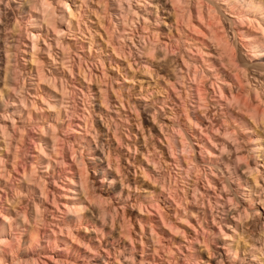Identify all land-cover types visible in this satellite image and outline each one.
<instances>
[{
  "label": "rangeland",
  "instance_id": "obj_1",
  "mask_svg": "<svg viewBox=\"0 0 264 264\" xmlns=\"http://www.w3.org/2000/svg\"><path fill=\"white\" fill-rule=\"evenodd\" d=\"M37 1L0 0V123L10 132L0 150V264H255L229 245L264 243V207L244 183L263 160L250 151L252 114L241 111L246 124L227 119L212 81L226 78L227 94L264 111L251 74L264 71V48L250 52L233 35L262 43L260 13L238 0H207L209 18L194 0H76L72 29L56 22L58 42L52 26L48 37L41 29L35 67ZM225 31L246 64H230L216 39ZM192 38L204 49L191 51ZM52 42L57 65L45 51ZM235 69L241 90L230 86ZM14 95L26 101L22 115H11ZM229 156L239 157L231 177Z\"/></svg>",
  "mask_w": 264,
  "mask_h": 264
},
{
  "label": "bare ground",
  "instance_id": "obj_2",
  "mask_svg": "<svg viewBox=\"0 0 264 264\" xmlns=\"http://www.w3.org/2000/svg\"><path fill=\"white\" fill-rule=\"evenodd\" d=\"M57 2H61L63 3V10H59L61 11V13L59 12H56V8H54V5H52L53 3H51L50 0H39L37 2H35V5L33 4V6L35 7V14L31 16V22H32V31L30 32L31 34V46H29V48L31 47L33 49L32 51V55H31V61L30 64H32V62L34 63L35 62V67H36V63L38 62L37 58H35V54H36V51L38 50V41L39 39H41V34H39L40 32H42V28H44V26H47V37L50 35V26H52L51 28H54L53 31H56L55 33V36L54 37V41L53 42H58V34L62 33L63 32V28H61L60 26H57L58 28H56V24L59 23L62 27H67L68 29H72V17L74 16L75 12H76V9H74V6L76 7L77 6V2L76 0H55ZM68 1L70 3H68ZM173 1V0H171ZM187 1V0H184L183 3ZM192 0H188V2L190 3ZM195 4H193L195 7L198 8L199 10V16L201 17L203 14H209L208 15V18L212 15H210V12L212 11H215L214 9V5L212 3H210L209 1L207 0H194ZM243 2L245 3L243 6H249L251 7V9H255V12H257L258 14L260 13V15L263 17V20H264V0H259L258 3L253 1V0H238V2ZM119 4L120 3H125V2H130L129 0H118L117 1ZM174 3L173 2V6H174ZM180 3H181V0H180ZM223 3H226V2H223ZM122 4H120L119 6H121ZM191 5V3L189 4ZM188 5V6H189ZM172 6V5H171ZM159 6H156V10L158 9ZM192 7V6H191ZM248 7V8H249ZM257 9V10H256ZM227 10V9H226ZM247 13V12H246ZM246 15V14H245ZM244 14L241 15V16H244L246 17ZM261 17V18H262ZM252 20V19H251ZM57 22V23H56ZM264 23V22H263ZM262 24V23H260ZM259 24V25H260ZM208 27V26H207ZM210 27V26H209ZM262 27V25H261ZM50 28V29H51ZM263 30V34H264V28L262 27L261 28ZM225 30V29H224ZM227 31H225V34L222 35V37H216V39H218V42L219 44L223 47L224 49V52L226 54V56L228 57V60L230 62V64L232 65V67L236 68L235 67V64H236V61H240L242 62L243 64H246L243 62V60L241 59V56H240V53L239 51L237 50V43L236 41L235 42H232L230 39H229V34L226 33ZM240 32V31H239ZM237 30H233V35L234 37L236 38H242L241 40H246L245 42H248V44H241V46H243L244 48L243 49H247L249 48L250 49V52H256V49H260V46H263L264 48V40L262 41V43L258 44V41L255 39V37H253V34H244L243 31L239 33ZM243 34V35H242ZM211 38V37H210ZM214 38V37H213ZM43 39V38H42ZM193 39V38H192ZM190 39V40H192ZM46 41V40H45ZM197 40L196 39H193L192 42L189 43V45L191 43L192 46L190 45L189 49H192L193 48H197V50L199 49L200 51L204 48V45H206L204 43V45L202 46H198L196 45V42ZM53 42L52 43H49L46 45V48H45V51H48L50 53V51L52 50V46L53 45ZM46 43V42H45ZM260 45V46H259ZM187 47V48H188ZM207 47V46H205ZM65 48V47H64ZM31 49V50H32ZM198 50V51H199ZM53 51V50H52ZM199 51V52H200ZM205 52V51H204ZM203 52V53H204ZM260 52L262 54H264V49L263 50H260ZM48 53V54H49ZM52 53V52H51ZM50 53V56L49 58H51L53 64L57 65L59 64L58 62V59L53 55H51ZM198 53V52H197ZM254 55H256L255 53H253ZM261 54V55H262ZM64 55V54H63ZM37 57V56H36ZM191 57V56H190ZM189 58V57H188ZM192 58V57H191ZM61 59V58H60ZM182 59V58H181ZM183 60V59H182ZM204 60L203 62L205 63H210L209 60H206V59H202ZM61 63V62H60ZM213 63V62H212ZM38 64V63H37ZM191 64L189 60H183V64L180 65V71L184 70V68L182 66L185 67V69H187L186 72H193L192 75L190 74L189 76H192L193 77V80L195 83H199L200 80L202 78H200L199 76V72L197 71L198 69H195L192 71V67H189ZM208 65V64H207ZM38 66V65H37ZM246 66V65H245ZM33 70H34V67L32 66ZM191 68V69H190ZM37 69V68H36ZM32 70V69H31ZM58 70V69H57ZM191 70V71H190ZM244 72L247 73L248 72V68H244ZM185 71V70H184ZM183 71V72H184ZM235 72V76H231V77H228V79H230L232 82L230 83V86H233L231 88H236V89H239L241 90V88L243 87L242 86V81H241V75H240V71L239 69H235L234 70ZM38 73H40V70L38 71ZM253 73V80L258 82V87L259 85H261L263 88V92H264V71H256V70H253L251 71V74ZM40 75V74H39ZM44 75V74H43ZM41 76H42V73H41ZM215 76H218V79L217 81L214 80V82L212 81V85L214 86L213 87V90L215 88H218L219 89V92H220V95L221 97L223 98V101L224 103H221V107L223 108V111H224V114L225 116L228 118H230L231 120H235V122L237 124L240 123V121H242L241 123H245V120L246 118L244 117L243 113H245L244 111H246V114H249L251 113V124H248V129L246 130H249L252 132V143H253V147L252 149H250L251 152L254 153V157L257 159H262V163L264 165V111H258L257 110V106H254L256 104L252 105L249 104L248 102H246L244 100V98L241 99V92H238L240 93L239 95L237 94H234V91L233 93L231 92V97L229 94L226 93V90L224 87L220 86V84H225V83H229L228 80L224 77L222 78H219V74L215 75ZM214 76V77H215ZM230 76V75H229ZM191 77V78H192ZM41 78V77H40ZM56 80V79H55ZM193 82V83H194ZM251 82V81H249ZM252 84V82H251ZM191 86V85H190ZM193 87L194 86H191L190 87V91L193 90ZM199 87V86H198ZM241 87V88H240ZM230 88V87H229ZM51 89V88H50ZM243 89V88H242ZM256 93L257 95L259 96V91L258 89H256ZM200 91V90H199ZM215 91V90H214ZM201 92V91H200ZM236 92V91H235ZM58 93V92H57ZM250 93V92H249ZM248 93V94H249ZM255 93V91H254ZM262 93V92H261ZM261 95V94H260ZM15 96V95H14ZM55 97V96H54ZM262 97V96H261ZM259 97V98H261ZM16 100H14L13 102V105L11 106H14L13 107V112H11L12 114L11 115H15V116H18V115H22V113H24L23 111L24 110H27L25 109L24 105H26V101L24 98H17L15 96ZM221 98V99H222ZM202 99V98H201ZM13 100V99H12ZM9 105V106H10ZM53 106V105H52ZM35 108V107H34ZM12 109V108H11ZM243 113H242V112ZM241 112V113H240ZM8 113H5L7 116H8ZM5 114L2 115V119H4ZM30 115V112H28V116ZM10 117V116H9ZM225 117V118H226ZM14 119V118H13ZM32 119V118H31ZM225 119V120H227ZM4 121V120H3ZM235 125V124H234ZM240 125V124H239ZM239 125H235L236 127H238ZM227 126V125H226ZM241 128V127H240ZM257 129H260V130H257ZM227 131V130H226ZM250 132V133H251ZM9 130H8V126L5 122H2L0 123V150L5 146V138L8 139V135L10 136L9 134ZM231 134L230 131L226 132L225 136H227L226 138H228V135ZM234 134V136H233ZM232 136L233 138L237 136V134L235 135V133H233ZM231 135H229V140H235V139H230L232 137ZM237 138V137H236ZM9 140V139H8ZM7 141V140H6ZM46 141V142H45ZM227 141V142H228ZM237 141V140H235ZM44 142L46 143V146H49V143L48 140H44ZM236 143V142H234ZM8 144V143H7ZM8 146V145H6ZM6 148V147H5ZM230 148V147H229ZM226 149V148H225ZM238 149V148H237ZM7 150V149H6ZM229 150V149H228ZM227 152V151H226ZM230 152V150H229ZM225 153V151H224ZM228 155V154H227ZM226 155V156H227ZM237 156V155H236ZM235 156V157H236ZM229 158V159H228ZM227 159H224L225 160V165L226 167L230 170V171H233V172H230L228 171L230 177L232 176V174H237V161L239 160V157H236L237 160H233L235 161L232 162V160L230 159V156L228 157ZM235 158V159H236ZM44 159V158H41V160ZM44 161V160H43ZM237 162V163H236ZM258 162V161H257ZM43 163H47L46 161H44ZM257 165L255 166V168H249V171H250V177L248 178H244V183L247 187L249 188H245V190L249 191L248 192V195L247 196H250V199L253 197V196H256L257 199L259 200V203L263 205L264 207V171L260 170L259 169V163H256ZM48 165H50L48 163ZM47 165V167H48ZM46 167V166H45ZM235 167V168H234ZM243 178H241L239 175H237V180L238 181H242ZM263 183V185H262ZM259 184L261 186H259ZM249 189V190H248ZM43 190V189H42ZM245 195V194H243ZM75 199V198H74ZM78 201L76 202V204L74 205L75 206V210L76 212H79L80 211V204L82 203V201L78 198L77 199ZM253 200V199H252ZM13 204V203H12ZM14 205V204H13ZM80 213V212H79ZM81 214V213H80ZM79 215V214H78ZM241 226V225H240ZM261 226L263 227V238H264V221L261 222ZM11 227V226H10ZM242 228V227H240ZM244 232V230H242ZM262 236V235H261ZM262 238V237H261ZM237 241V240H236ZM239 242V241H238ZM244 243L242 244H239V243H236L234 242L235 244L234 245H229V252H231L233 254V258H236L238 255H237V250L238 249H241L243 252L247 253V255H249V258L251 260V262H255V264H264V243L262 241V239H254L253 238V241L252 242H249V241H242ZM246 255V254H245ZM232 259V258H231ZM244 259L241 260V263H243ZM254 264V263H253Z\"/></svg>",
  "mask_w": 264,
  "mask_h": 264
}]
</instances>
